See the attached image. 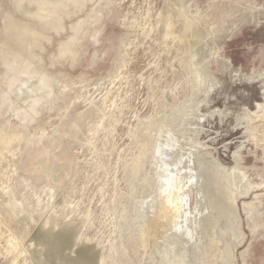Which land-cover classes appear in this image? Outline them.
I'll use <instances>...</instances> for the list:
<instances>
[{
  "label": "rangeland",
  "instance_id": "rangeland-1",
  "mask_svg": "<svg viewBox=\"0 0 264 264\" xmlns=\"http://www.w3.org/2000/svg\"><path fill=\"white\" fill-rule=\"evenodd\" d=\"M84 263L264 264V0H0V264Z\"/></svg>",
  "mask_w": 264,
  "mask_h": 264
},
{
  "label": "bare ground",
  "instance_id": "bare-ground-1",
  "mask_svg": "<svg viewBox=\"0 0 264 264\" xmlns=\"http://www.w3.org/2000/svg\"><path fill=\"white\" fill-rule=\"evenodd\" d=\"M60 1V0H59ZM72 2V1H71ZM65 4V3H64ZM57 6H60L59 4L57 5ZM48 7V6H47ZM67 7V6H66ZM52 8V7H51ZM63 8V7H62ZM39 9H40V7H39ZM55 10V9H54ZM46 10L45 9H41L40 10V12H38V14H37V16H38V18H40V19H43V18H50V17H52V12L53 11H51V12H45ZM184 12V11H183ZM186 12V11H185ZM187 13V12H186ZM35 16V15H34ZM38 20V19H37ZM45 20H47V19H45ZM187 20V19H186ZM188 20H192V19H188ZM194 21V20H193ZM189 22H191V21H189ZM50 22L48 21V23H46L45 22V24L44 25H48ZM85 23V22H84ZM46 91V90H45ZM160 135V134H159ZM162 139V138H161ZM205 165V164H204ZM209 183V182H208ZM205 184V183H204ZM173 185V184H172ZM170 194V193H169ZM172 194V193H171ZM176 194V193H175ZM162 197L163 196H161V199H162ZM172 197V196H171ZM164 198V197H163ZM172 199V198H171ZM158 201L156 202L157 203V205L155 204L154 205V208L152 209V211L150 212V215L149 216H151L152 214V216H154V219L152 220V221H155V219H156V222H158L159 224H167V226L169 225V222L171 221V218H172V216H170V213L172 214V212L173 211H169V210H172L173 208H174V206H173V208H171V206L173 205H171V201L168 199V197L166 198H164L163 200H159V198L157 199ZM169 207H170V209H169ZM219 208V207H218ZM150 209V208H149ZM151 216V217H152ZM143 217V216H142ZM150 218V217H149ZM153 218V217H152ZM145 223V222H144ZM147 223H148V219H147ZM155 223V222H154ZM154 223H152L151 224V226L153 225V227H152V229L154 230ZM158 224V225H159ZM147 226H148V229H147V231L148 230H150V232L152 233V229H151V227H150V222L147 224ZM166 226V225H165ZM146 227V226H145ZM162 228V227H161ZM166 228V227H165ZM157 232V231H156ZM151 233H149V234H151ZM148 234V235H149ZM152 235V234H151ZM148 237V236H147ZM87 260V259H86ZM85 264V263H84Z\"/></svg>",
  "mask_w": 264,
  "mask_h": 264
},
{
  "label": "water",
  "instance_id": "water-1",
  "mask_svg": "<svg viewBox=\"0 0 264 264\" xmlns=\"http://www.w3.org/2000/svg\"><path fill=\"white\" fill-rule=\"evenodd\" d=\"M152 199H150L149 201H151Z\"/></svg>",
  "mask_w": 264,
  "mask_h": 264
}]
</instances>
